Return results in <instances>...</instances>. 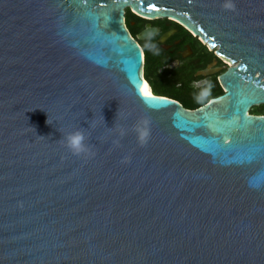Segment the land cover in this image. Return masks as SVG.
I'll list each match as a JSON object with an SVG mask.
<instances>
[{
    "label": "water",
    "instance_id": "obj_1",
    "mask_svg": "<svg viewBox=\"0 0 264 264\" xmlns=\"http://www.w3.org/2000/svg\"><path fill=\"white\" fill-rule=\"evenodd\" d=\"M224 2L0 0V264H264V0ZM127 7L217 47L225 92L145 97ZM80 127L89 157L57 142Z\"/></svg>",
    "mask_w": 264,
    "mask_h": 264
},
{
    "label": "flooded vegetation",
    "instance_id": "obj_2",
    "mask_svg": "<svg viewBox=\"0 0 264 264\" xmlns=\"http://www.w3.org/2000/svg\"><path fill=\"white\" fill-rule=\"evenodd\" d=\"M129 11L134 13L129 19L132 35L142 48L149 51L154 65L162 63L156 70V75L145 77L149 83L151 80L163 79L166 86L172 88L174 95L179 98H174L169 93L164 95L180 101L183 105L186 103L192 106L188 108L205 105L212 97L225 92L220 75L230 63L217 52V47L209 46L198 34L174 17L169 15L148 17L134 12L131 7L126 8V17ZM151 28H156V33L141 37L143 31ZM152 38H155L152 44L157 46L158 53L145 47L146 42ZM208 85H211L208 95L202 101H198L197 95ZM261 104L263 103L255 105ZM253 106L250 108L251 113L264 115V111H251Z\"/></svg>",
    "mask_w": 264,
    "mask_h": 264
},
{
    "label": "clouds",
    "instance_id": "obj_3",
    "mask_svg": "<svg viewBox=\"0 0 264 264\" xmlns=\"http://www.w3.org/2000/svg\"><path fill=\"white\" fill-rule=\"evenodd\" d=\"M222 7L227 11L235 12L237 10L234 0H225V2L222 4ZM145 47L158 53V49L155 44L148 43L145 45ZM210 87L211 85H208V87L204 88L197 95L196 99L198 101H202L203 99H205V97L208 95ZM119 115L120 113L118 111L116 121ZM101 117L104 120L102 115ZM116 121L114 126L109 128V130H115L117 132L119 139L114 140L113 143L117 146H120V140H122L129 134V129L124 127L123 125L117 124ZM46 123L50 124L49 117L46 120ZM151 124V117L145 115L138 118L135 124H133L130 129V131L136 136L138 145L141 147L146 146L151 138ZM59 131L62 133V138L57 142L62 144L72 155L77 157H89L91 155H94V153L92 152V146L89 143L90 133L87 131V129L80 127L68 132H62L60 129ZM129 159L130 158L126 157L125 162H127Z\"/></svg>",
    "mask_w": 264,
    "mask_h": 264
},
{
    "label": "trees",
    "instance_id": "obj_4",
    "mask_svg": "<svg viewBox=\"0 0 264 264\" xmlns=\"http://www.w3.org/2000/svg\"><path fill=\"white\" fill-rule=\"evenodd\" d=\"M131 14H134V13L131 11L127 12V17H126V22H127V25L129 28H132L131 24L129 23V19L131 18ZM143 49H144V53H145L144 75H145V77H149V76L151 77L152 75H156L155 72L159 67L162 66V63H158L157 65H154L153 57L151 56L149 51L145 48H143ZM150 84L152 86V91L156 94L169 93L174 98L175 97L179 98L177 95H174V93L172 92V88L166 86V82L163 79L151 80ZM184 106L192 107L186 103H184Z\"/></svg>",
    "mask_w": 264,
    "mask_h": 264
},
{
    "label": "rangeland",
    "instance_id": "obj_5",
    "mask_svg": "<svg viewBox=\"0 0 264 264\" xmlns=\"http://www.w3.org/2000/svg\"><path fill=\"white\" fill-rule=\"evenodd\" d=\"M129 9H130V7H129ZM131 17H132V15H131ZM138 28H139V26L136 27V29H138ZM154 40H155V38H152V39L148 40V41L146 42V44H148V43H152ZM147 81H148V80H147ZM151 89H152V88H151ZM251 111H264V103L261 104V105H255V106H253V108L251 109Z\"/></svg>",
    "mask_w": 264,
    "mask_h": 264
},
{
    "label": "bare ground",
    "instance_id": "obj_6",
    "mask_svg": "<svg viewBox=\"0 0 264 264\" xmlns=\"http://www.w3.org/2000/svg\"><path fill=\"white\" fill-rule=\"evenodd\" d=\"M152 31H154V29H153V28H151V29H147L146 31H144V35L151 34V33H152ZM143 78L145 79V81H146V84H147V86H148V89H147V91H149L150 93H152V89H151L150 83L147 81V79L145 78V76H144ZM257 104H258V103H257Z\"/></svg>",
    "mask_w": 264,
    "mask_h": 264
},
{
    "label": "snow or ice",
    "instance_id": "obj_7",
    "mask_svg": "<svg viewBox=\"0 0 264 264\" xmlns=\"http://www.w3.org/2000/svg\"><path fill=\"white\" fill-rule=\"evenodd\" d=\"M153 7H154V6H153ZM141 91H142V93H143V95H144L145 97H151V95H152L149 91H147V85H146V84L144 85V88L141 89Z\"/></svg>",
    "mask_w": 264,
    "mask_h": 264
}]
</instances>
